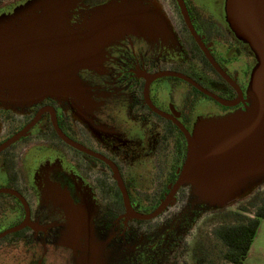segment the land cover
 Wrapping results in <instances>:
<instances>
[{"label": "flooded vegetation", "instance_id": "flooded-vegetation-1", "mask_svg": "<svg viewBox=\"0 0 264 264\" xmlns=\"http://www.w3.org/2000/svg\"><path fill=\"white\" fill-rule=\"evenodd\" d=\"M77 1L75 20L114 0ZM142 1L169 36L109 45L78 74L80 97L0 109V264H182L194 253L211 210L176 188L187 135L246 108L257 60L226 0Z\"/></svg>", "mask_w": 264, "mask_h": 264}, {"label": "water", "instance_id": "water-1", "mask_svg": "<svg viewBox=\"0 0 264 264\" xmlns=\"http://www.w3.org/2000/svg\"><path fill=\"white\" fill-rule=\"evenodd\" d=\"M77 8V0H27L0 16V109L80 97L78 74L96 69L109 45L130 34L172 32L166 16L142 0H114L81 11L80 20ZM225 12L231 30L257 60L248 105L196 123L176 185L189 188L196 203L216 209L264 190V0H226Z\"/></svg>", "mask_w": 264, "mask_h": 264}, {"label": "rangeland", "instance_id": "rangeland-1", "mask_svg": "<svg viewBox=\"0 0 264 264\" xmlns=\"http://www.w3.org/2000/svg\"><path fill=\"white\" fill-rule=\"evenodd\" d=\"M27 0H0V16L7 14L10 8L14 9L17 6L25 3ZM191 196L189 188H185ZM193 198V197H192ZM194 199V198H193ZM264 200V190H256L248 198L238 201L232 206L223 209L209 207L211 212L203 216L193 230L194 237L191 236V246L195 247L194 253L186 255L182 264H201L199 260L205 259L203 264H228L222 254L226 251L225 246L219 241L214 232L224 223H235V219L229 218L230 213H237L240 209L245 208L246 216L254 217L255 205H260ZM195 201V199H194ZM256 242H264V221L262 224V232L256 237Z\"/></svg>", "mask_w": 264, "mask_h": 264}, {"label": "trees", "instance_id": "trees-1", "mask_svg": "<svg viewBox=\"0 0 264 264\" xmlns=\"http://www.w3.org/2000/svg\"><path fill=\"white\" fill-rule=\"evenodd\" d=\"M254 217H247L245 208L228 216L235 219V223H224L214 232L216 238L222 242L226 251L222 258L228 264H245L249 251L257 236L261 221L264 220V200L260 205L254 206ZM205 259L199 260L201 264Z\"/></svg>", "mask_w": 264, "mask_h": 264}, {"label": "crops", "instance_id": "crops-1", "mask_svg": "<svg viewBox=\"0 0 264 264\" xmlns=\"http://www.w3.org/2000/svg\"><path fill=\"white\" fill-rule=\"evenodd\" d=\"M263 221H261L257 235L262 232ZM256 240L255 238L245 264H264V242H256Z\"/></svg>", "mask_w": 264, "mask_h": 264}]
</instances>
